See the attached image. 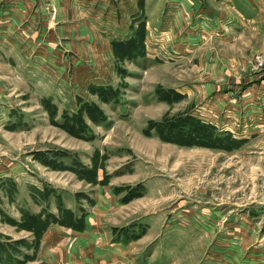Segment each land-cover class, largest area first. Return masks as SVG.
I'll return each instance as SVG.
<instances>
[{
	"label": "rangeland",
	"instance_id": "374dc122",
	"mask_svg": "<svg viewBox=\"0 0 264 264\" xmlns=\"http://www.w3.org/2000/svg\"><path fill=\"white\" fill-rule=\"evenodd\" d=\"M19 1L0 0V264L41 238L50 257L51 226L96 239L92 264H264V0ZM197 119L206 142L158 135Z\"/></svg>",
	"mask_w": 264,
	"mask_h": 264
},
{
	"label": "crops",
	"instance_id": "0c3cea01",
	"mask_svg": "<svg viewBox=\"0 0 264 264\" xmlns=\"http://www.w3.org/2000/svg\"><path fill=\"white\" fill-rule=\"evenodd\" d=\"M32 1L33 0H20L19 2H20V4H21V6L20 5H15L18 9H20L21 10V12L20 11H17L18 13H17V17H18V19H20V17L21 16H23V15H25V16H29V18H32V19H34V17L33 16H31V12H30V7H31V3H32ZM231 1V0H230ZM231 4H232V2H230ZM233 6V5H232ZM231 6V7H232ZM226 7H229V5H226ZM234 8H237V7H235L234 6ZM28 12V13H27ZM36 12H37V10L35 11V12H33V15H35L36 14ZM220 12H221V15H220V17L221 18H224L225 16H228V17H235L236 18V15L235 14H233V12L231 11V10H228V9H224V10H220ZM234 12H236L237 13V9H234ZM38 13H39V11H38ZM38 13H37V16H38ZM30 14V15H29ZM32 19H30V20H32ZM28 21V23L29 22H31V21ZM37 20H39V19H37ZM32 23V22H31ZM170 23H171V26H170V28H169V31L168 32H164V33H167V34H169L171 31H173L174 30V28H175V30H176V28H177V32H178V29H180L179 28V26L177 25V27L176 26H174V23H178V21H176V19H173V20H171L170 21ZM10 26V25H9ZM25 26H27L28 27V25L26 24ZM9 29H11V28H9ZM12 30V29H11ZM8 32H7V34L9 33V30H7ZM171 34V33H170ZM99 35V34H98ZM102 37V36H101ZM171 37H173V35L171 34ZM7 38H9V37H7ZM6 37H4V34L1 36L0 35V41H4V39H7ZM103 39H104V37H103ZM158 40H155V42H153V44H158V42H157ZM15 42V41H14ZM186 43V42H185ZM184 43V55H186L188 52H189V50H190V48L191 47H188L187 48V45ZM187 49H189L188 50V52H187ZM189 56V55H188ZM187 56V57H188ZM224 58H228L227 56H225ZM228 60V59H227ZM106 196H109L108 195V193L106 194ZM110 205H112V204H110ZM114 206V205H113ZM116 206V205H115ZM104 215V213H101V212H99V213H97L96 215H93V219H92V224H91V226H93V225H96V227L98 228V231L99 232H102V229H101V225L99 226V225H97V224H99V222H100V218H101V216H103ZM91 229H93V228H91ZM49 230V234H48V237L46 236V238H44V239H46L47 240V242L45 243L44 242V249L45 250H48L47 252H48V255H51L50 257H48V256H44V255H42V238H41V241H40V245H39V251H38V253H37V257H36V259L35 260H33V261H31V262H27V263H24V264H68V263H70L71 262V260L74 262V263H76V264H79V263H83V264H92L93 263V260H94V256H95V254H96V252L97 251H100L101 250V247H100V245H95V243H96V239H93V240H89L88 239V242H87V244L85 245V246H80V247H78L79 246V243H78V245H74L73 247H72V250L70 251V249L69 248H67V246H65L64 245V241H61V239H57V238H55V239H51V240H49L48 238H49V236L52 234V233H61V230H60V228L59 227H56V226H51L50 227V229H48ZM91 231V230H90ZM92 232V231H91ZM92 234H94V233H92ZM102 236H104V234H102ZM76 240H77V242L78 241H80L81 239L78 237V238H76ZM100 239H97V242L99 241ZM45 241V240H44ZM102 241H104V239L102 240ZM60 242V243H59ZM90 244V245H89ZM118 245H120V243H117ZM63 246H64V248H63ZM85 247H88V248H85ZM122 249L121 248H117V252L116 253H118V254H122ZM71 259V260H70Z\"/></svg>",
	"mask_w": 264,
	"mask_h": 264
},
{
	"label": "trees",
	"instance_id": "16d2710c",
	"mask_svg": "<svg viewBox=\"0 0 264 264\" xmlns=\"http://www.w3.org/2000/svg\"><path fill=\"white\" fill-rule=\"evenodd\" d=\"M142 33L144 34V30H143V32H141V34ZM131 43H134V42L131 41V39L130 40L127 39V40H123V41L114 40V41H112L113 50H114V52L116 54H119L120 56H123L124 58L132 59V58L135 57V55L140 56V54L136 53V51L138 50V48H139V50L140 49L144 50V47H141V45H139L137 43H134L133 45ZM194 119H196V118H194ZM200 124H202V123L198 119H197L196 122L190 123L191 130H187L186 129V131H189V132H186L184 130V125L183 124L182 125L181 124H176L175 122L172 123V121L162 122V123H159V125L160 126L162 125V127L164 129H163L162 132H159L158 135H159L160 139L172 140L171 139L172 137H169L168 135L164 134L165 129H167L168 130L167 133H170V134L174 133V137L175 138L173 139V141H175L178 144H188V143L197 144V143H195L196 141L206 142L205 140H203L204 138H201V136L204 137L203 136L204 132L200 129L201 127H205V126H202ZM81 125H83V124H81ZM180 125H181V128L179 127ZM207 125H210V124H206V126ZM79 126L80 125H78V127ZM210 126L213 127L212 125H210ZM86 131H87V129L84 131V133ZM171 131L173 133H171ZM84 133H82L80 131L78 132V134L81 135V136H84ZM200 134H201V136H200ZM205 137H206V134H205ZM184 141H192V142H184ZM207 142L209 143V141H207ZM210 145L214 146V145H216V143L211 142Z\"/></svg>",
	"mask_w": 264,
	"mask_h": 264
},
{
	"label": "built area",
	"instance_id": "2783aa9c",
	"mask_svg": "<svg viewBox=\"0 0 264 264\" xmlns=\"http://www.w3.org/2000/svg\"><path fill=\"white\" fill-rule=\"evenodd\" d=\"M263 63H264V61H263Z\"/></svg>",
	"mask_w": 264,
	"mask_h": 264
}]
</instances>
